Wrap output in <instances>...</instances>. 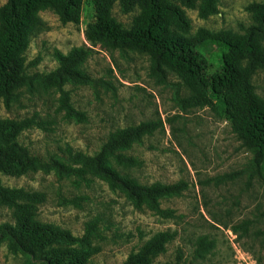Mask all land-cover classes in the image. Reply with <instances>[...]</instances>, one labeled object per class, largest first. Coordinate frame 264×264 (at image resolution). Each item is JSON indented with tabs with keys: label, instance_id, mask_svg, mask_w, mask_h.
Returning <instances> with one entry per match:
<instances>
[{
	"label": "rangeland",
	"instance_id": "obj_1",
	"mask_svg": "<svg viewBox=\"0 0 264 264\" xmlns=\"http://www.w3.org/2000/svg\"><path fill=\"white\" fill-rule=\"evenodd\" d=\"M5 2L0 0V6ZM253 2L261 0H220L217 13L208 19L186 9L192 25L187 37L200 27L243 34L253 23L246 9ZM112 14L128 27L135 13H122L115 4ZM38 17L44 27L31 35L26 52L28 84L19 89L10 107H0V118L34 117L47 124L23 131L21 145L42 161L64 160L68 147L92 155L110 132L150 122L151 133L127 152L139 164L124 171L142 184L183 182L185 187L180 195L162 200L161 208L175 215L165 218L136 210L120 192L96 178L83 180L53 169L19 176L0 173L13 200L0 196V224L15 222L12 202L76 238H82L86 224L93 221L97 234L86 264H123L149 237L165 230L175 231V238L154 264H264V173L209 91L221 50L207 46L202 51L207 70L200 82L182 85L171 71L166 72L167 82H161L151 72L146 53L108 49L85 39L86 26L94 19L92 0H83L78 23L63 24L49 10ZM83 46L89 52L82 68L92 82L63 86L73 107L85 115L84 121H77L60 108L58 87L44 83L41 76L57 68V51L66 55ZM179 82L177 95L174 84ZM250 83L264 100V71L257 70ZM244 221L249 222L246 233L233 229ZM25 262L22 254L9 251L6 242L0 244V264Z\"/></svg>",
	"mask_w": 264,
	"mask_h": 264
},
{
	"label": "trees",
	"instance_id": "obj_2",
	"mask_svg": "<svg viewBox=\"0 0 264 264\" xmlns=\"http://www.w3.org/2000/svg\"><path fill=\"white\" fill-rule=\"evenodd\" d=\"M94 19L84 31L92 45L108 49L128 48L149 56L151 72L167 82L166 72L176 73L182 85H193L206 77L207 61L202 52L207 46L221 50L220 65L209 77V91L217 100L218 110L231 128L254 151V162L264 173V100L254 92L250 78L257 70L264 71V0L247 6L253 23L243 34L229 30L211 31L198 28L191 33V20L186 9L196 10L201 19L218 11L220 0H92ZM83 0H6L0 6V107L17 101L19 89L28 84L26 52L31 35L44 27L38 17L41 11L56 14L63 24L78 23ZM118 4L122 13H132L130 25L124 26L112 14ZM89 48H73L68 54L56 52L57 68L41 76L44 83L58 87L61 109L69 119L84 121L85 115L71 104L66 83L89 84L92 78L82 68ZM178 95L180 82L174 84ZM203 98L205 95H201ZM32 125L41 127L34 117L0 118V173L22 175L43 169L73 173L80 179L96 178L112 191L120 192L138 211H149L165 218L175 217L172 210L161 208L163 199L181 194L183 182L142 184L125 169L135 167L138 160L127 154L134 144L141 143L152 131L150 122L110 132L99 150L92 155L67 148V157L42 161L19 142L20 134ZM230 177L229 175H224ZM0 196L12 200L9 190L0 181ZM15 222L0 224V244L9 251L22 254L25 264H86L91 240L97 234L95 222L85 226L82 238L66 229L35 219L28 209L16 202ZM249 222L233 227L248 231ZM175 231H159L149 237L137 252L123 264H154L175 238ZM77 245L76 247L74 245Z\"/></svg>",
	"mask_w": 264,
	"mask_h": 264
}]
</instances>
